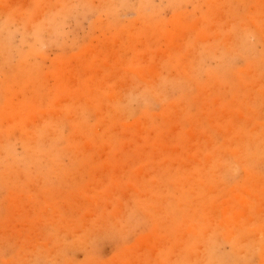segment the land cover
Wrapping results in <instances>:
<instances>
[{
    "label": "rangeland",
    "instance_id": "1",
    "mask_svg": "<svg viewBox=\"0 0 264 264\" xmlns=\"http://www.w3.org/2000/svg\"><path fill=\"white\" fill-rule=\"evenodd\" d=\"M0 264H264V0H0Z\"/></svg>",
    "mask_w": 264,
    "mask_h": 264
}]
</instances>
